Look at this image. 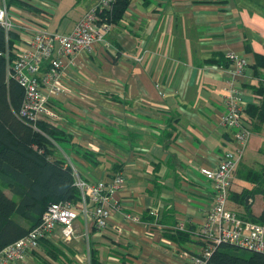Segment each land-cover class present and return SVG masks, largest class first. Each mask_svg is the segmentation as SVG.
<instances>
[{
  "label": "crops",
  "instance_id": "obj_1",
  "mask_svg": "<svg viewBox=\"0 0 264 264\" xmlns=\"http://www.w3.org/2000/svg\"><path fill=\"white\" fill-rule=\"evenodd\" d=\"M49 1L54 5L49 26L62 3L69 14L80 9L68 32L98 2ZM252 2L257 0H131L107 36L114 56L102 44L74 54L75 65L63 73L66 90L53 99L61 116L57 125L72 139L57 145L54 156L70 158L90 183L119 173L125 183L111 200L106 228L79 216L72 239L43 242L23 264H91L93 256L100 264H190L192 254L203 253L204 242L195 233L215 193L201 169L216 167L238 145L234 130L221 122L233 82L242 90L243 120L252 133L249 155L234 174L229 207L246 215L233 195L255 188L248 171L264 166V123L247 112L262 98L252 86L264 78V67L252 65L261 52L252 42L256 29L240 14ZM229 52L247 58L244 77L233 76ZM246 202L254 214L262 213L261 193Z\"/></svg>",
  "mask_w": 264,
  "mask_h": 264
},
{
  "label": "built area",
  "instance_id": "obj_2",
  "mask_svg": "<svg viewBox=\"0 0 264 264\" xmlns=\"http://www.w3.org/2000/svg\"><path fill=\"white\" fill-rule=\"evenodd\" d=\"M14 1L0 0V31L3 30L7 37L14 32L18 35L16 46L11 49L8 46L6 50L7 74L15 77L24 90L19 117L39 131L38 122L57 125L61 119L53 106V99L66 90L63 73L71 67L69 65H75L74 54L91 53L97 44H102L113 56L117 53L107 38L113 28L109 16L116 0H98L96 5L84 12L70 32L61 35L51 33L48 28L54 10L51 1ZM226 56L235 63L233 76L244 77L249 67L247 58L238 57L233 52ZM67 58H70L69 62H66ZM241 101L242 90L233 82L227 89L221 122L226 128L234 130L233 136L238 145L236 149L224 152L216 167L201 169L213 184L215 195L200 231L195 233L204 242V252L192 254L190 264H214L210 257L222 243L264 253V224L229 207L234 174L243 160L252 133L243 120ZM72 168L81 199L77 203L70 200L50 203L36 226L0 250V264H23L43 242L58 236L72 239L75 222L80 215L93 221L98 228L108 226L112 215L111 200L125 183L123 174L90 183ZM150 213L158 219L157 210L152 209ZM125 216L131 221H140V216L136 214ZM179 228L182 229L183 225Z\"/></svg>",
  "mask_w": 264,
  "mask_h": 264
},
{
  "label": "trees",
  "instance_id": "obj_3",
  "mask_svg": "<svg viewBox=\"0 0 264 264\" xmlns=\"http://www.w3.org/2000/svg\"><path fill=\"white\" fill-rule=\"evenodd\" d=\"M130 2L116 0L110 10V20L120 19ZM17 42L15 32L7 37L3 30L0 31V250L36 226L50 203L60 200L77 203L81 199L72 165L62 157L54 156L56 146L71 142L72 138L58 125L46 121L38 122V131L18 115L24 90L15 77L8 76L6 56L7 47L11 49ZM246 46L250 51V45L247 43ZM252 65L264 67V53H256ZM256 75L262 73L256 70ZM261 80L252 87L262 98L259 103L247 107V112L257 123H264V78ZM84 153L93 156L91 152ZM248 177L256 187L233 196L243 204L248 218L264 224V209L256 215L251 204L246 202L248 196L252 198L256 193L264 196V166L261 171L249 170ZM177 232L180 235L184 231ZM210 261L214 264H264V253L222 243ZM91 264L100 263L93 256Z\"/></svg>",
  "mask_w": 264,
  "mask_h": 264
},
{
  "label": "rangeland",
  "instance_id": "obj_4",
  "mask_svg": "<svg viewBox=\"0 0 264 264\" xmlns=\"http://www.w3.org/2000/svg\"><path fill=\"white\" fill-rule=\"evenodd\" d=\"M76 1L71 2V4L75 3ZM253 3V2H252ZM249 4L245 8H241L240 14L243 13V16L246 17V21H248L251 25L255 27L256 30L251 31V35L253 37V45L256 48V50L264 52V0H257L256 3ZM76 4V3H75ZM67 8H69V5L64 2L61 4V6L58 9V12L52 17L50 26L48 25V28L51 33L56 35L66 34L68 31V25L69 23H72V18H75L78 13L80 12V9L77 8L73 11H71V14L67 12ZM66 144L62 145V148H66ZM249 145L246 147L243 158H246V156L249 155L250 148H248ZM236 149V148H235ZM67 155H70V151L67 150ZM67 161L71 163V159L66 158ZM72 164V163H71ZM262 204V198L261 196L257 197L255 208L258 210L261 207ZM83 217L80 215V218ZM84 218V217H83Z\"/></svg>",
  "mask_w": 264,
  "mask_h": 264
},
{
  "label": "water",
  "instance_id": "obj_5",
  "mask_svg": "<svg viewBox=\"0 0 264 264\" xmlns=\"http://www.w3.org/2000/svg\"><path fill=\"white\" fill-rule=\"evenodd\" d=\"M250 197H247V200H249Z\"/></svg>",
  "mask_w": 264,
  "mask_h": 264
}]
</instances>
